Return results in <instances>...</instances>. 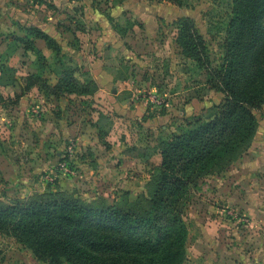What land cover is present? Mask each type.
I'll list each match as a JSON object with an SVG mask.
<instances>
[{
	"label": "rangeland",
	"instance_id": "obj_1",
	"mask_svg": "<svg viewBox=\"0 0 264 264\" xmlns=\"http://www.w3.org/2000/svg\"><path fill=\"white\" fill-rule=\"evenodd\" d=\"M222 1L186 0L187 5L177 6L164 0H0L3 200L60 190L85 202L103 198L126 207L144 204L141 199L148 193L152 164L159 157L146 162L136 157L139 151L132 147L152 145L183 118L223 97L204 85V71L187 68L174 42L176 19L193 18L216 65L222 35L217 26L224 21ZM29 25L55 38L89 74L88 63L95 61L118 81L101 84L104 91L98 86L92 95L46 98L36 87L22 94L24 77L37 70L36 56L18 44L9 57L14 38L24 35ZM35 45L50 53L44 41ZM128 111L134 114L125 116ZM257 115H264V106ZM209 176L188 186L183 210L188 226L201 197L213 202L207 194L212 186ZM202 185L208 190H202ZM222 204L216 206L224 208L226 219L233 211L245 215L232 204ZM0 264L43 263L35 262L30 250L14 238L0 234Z\"/></svg>",
	"mask_w": 264,
	"mask_h": 264
},
{
	"label": "trees",
	"instance_id": "obj_2",
	"mask_svg": "<svg viewBox=\"0 0 264 264\" xmlns=\"http://www.w3.org/2000/svg\"><path fill=\"white\" fill-rule=\"evenodd\" d=\"M164 1L187 5L186 0ZM220 7L224 21L217 26L222 35L216 65L193 18L176 19L174 42L187 68L204 71V85L223 97L183 118L152 145L132 147L146 162L159 157L144 204L85 202L60 190L7 202L0 194V234L14 238L43 264L187 262L189 226L183 210L188 186L221 172L247 151L264 106V0H223ZM14 40L9 59L21 44L37 61V70L24 77L22 94L33 87L46 98L98 90L89 72L41 28L29 25ZM37 40L44 41L48 55L36 47Z\"/></svg>",
	"mask_w": 264,
	"mask_h": 264
},
{
	"label": "crops",
	"instance_id": "obj_3",
	"mask_svg": "<svg viewBox=\"0 0 264 264\" xmlns=\"http://www.w3.org/2000/svg\"><path fill=\"white\" fill-rule=\"evenodd\" d=\"M88 68L102 92L103 83L118 81L112 71L96 65L95 61L88 63ZM124 114L130 117L134 113ZM257 119L256 132L247 151L226 173L209 176L212 186L207 194H211L213 202L206 203L201 197L200 208L194 211L188 229L185 264H264V115H257ZM201 189L208 187L202 185ZM225 202L245 214L247 223L226 219L224 208L216 206L219 203L224 206ZM10 256L6 255V259Z\"/></svg>",
	"mask_w": 264,
	"mask_h": 264
},
{
	"label": "built area",
	"instance_id": "obj_4",
	"mask_svg": "<svg viewBox=\"0 0 264 264\" xmlns=\"http://www.w3.org/2000/svg\"><path fill=\"white\" fill-rule=\"evenodd\" d=\"M61 166H63V164H61ZM230 214H229V217L231 218H229L230 220H233V222H236V223H247V221H248V219H247V217L245 216V215H242V214H240V213H234V211L233 212H229Z\"/></svg>",
	"mask_w": 264,
	"mask_h": 264
}]
</instances>
